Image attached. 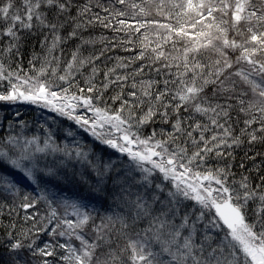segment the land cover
Returning a JSON list of instances; mask_svg holds the SVG:
<instances>
[{"label": "trees", "instance_id": "1", "mask_svg": "<svg viewBox=\"0 0 264 264\" xmlns=\"http://www.w3.org/2000/svg\"><path fill=\"white\" fill-rule=\"evenodd\" d=\"M228 5L226 0H0V96L11 91L6 78L28 75L89 97L96 107L129 121L133 131L160 141L190 172L218 178L246 222L247 213L253 217L264 207V104L247 98L233 65L236 54H246L247 43L264 53V0ZM236 9L239 18L231 24ZM190 91L196 96L187 102ZM38 114L29 104L0 98V171L6 177L0 180V264H128L126 242L137 238L144 254L161 256V243L167 248L164 262L179 264L178 248L188 261L191 247L187 254L180 240L190 234L179 222L193 223L190 201L181 202L179 218L169 221L172 187L161 175L146 183L125 156L121 163L118 152L75 125ZM23 130L41 138L40 144L49 142L55 153L42 166L31 165L40 172L32 180L14 169ZM119 168L126 175V199L115 191ZM48 169L58 170L59 179ZM56 184L73 186L83 197L98 187L107 192L78 204L86 218L81 220L60 210L68 205L49 190ZM260 221L264 225V213ZM160 226L158 239L150 236ZM202 254L197 251L195 258L204 261Z\"/></svg>", "mask_w": 264, "mask_h": 264}, {"label": "rangeland", "instance_id": "2", "mask_svg": "<svg viewBox=\"0 0 264 264\" xmlns=\"http://www.w3.org/2000/svg\"><path fill=\"white\" fill-rule=\"evenodd\" d=\"M244 2H248V0H226V4H229L228 7L230 9H232L233 5L238 8ZM237 11L238 9L233 11L231 15L233 19L231 24L234 23V19L237 20L239 18ZM5 12L6 10L4 9V16ZM3 15L1 14L2 17ZM253 38L254 36L247 38V40L249 41ZM235 46H238V43ZM244 46H248V49L244 51L246 54L238 53L235 55L236 59L233 68H235L234 72H238L235 75V79H238L240 86L247 92L248 99L254 97L264 104V63L262 61L264 58L260 56L263 55L264 57V53L260 54L257 49L255 50L252 47L254 45L250 43ZM6 79L12 85L10 92L7 94L3 93L4 95L0 96L3 101L10 105L21 102L22 104H29L35 109L36 113H39L38 115L51 114L61 121L64 120L62 122L67 125H75L77 129L90 138L118 152L121 163H124L125 160L129 161L136 173L145 175V178L140 180H144L146 183H149V179L153 178L151 176L161 175L162 180L164 182L167 181L172 187L168 191V193H171L169 196L172 200L169 206V213H171L169 221H174L173 217H175V220L179 218V204L181 202L184 201L187 204L189 201L191 202L192 210L196 213V217L191 220H194L193 223L191 224L188 219L184 218L179 222V225L186 226V234H190V236H185L180 241L182 246H187V254L189 253L188 247H191V252L187 255L188 261L189 258H191V261L188 262L184 259L186 252L178 248L180 254L176 253V256L180 257L179 264H264V225L260 221V215L264 213V207L256 211L257 213L252 215L253 217H250V214L247 213L246 222L244 213L241 210L242 223L228 229L219 221L212 204L216 201L231 199L232 193L214 175L190 172L185 166L175 161L167 147L163 146L160 141L149 135L133 131V125L129 121L120 118L118 114L109 113L96 107L91 99L83 94L68 93L54 89L38 78L29 77L28 75L14 77L13 80H9V77ZM193 92L190 91L186 94L187 102L195 98L194 96L196 95ZM25 132L27 131H22V135L25 137L22 144L23 149H19L21 155L19 156L20 159H15L14 169L21 176L32 180L36 179L40 173L38 169L32 167V164L42 166L45 161H50L55 156V153L51 152L50 148L53 149V147L49 142L40 144L41 138L33 135L26 136L24 135ZM47 154L49 155L47 156ZM124 156L125 160H121ZM83 159L85 160V157ZM30 160L32 163H30ZM47 172L49 176H57L55 179H59L58 170L48 169ZM4 176L5 174L0 171V180L6 179ZM124 176L126 175L123 172V168H119L116 179L119 182L120 190L116 189L115 191L120 193L123 199H126L129 195L127 192H123ZM58 185L60 184L50 186L51 189L49 187V190L56 193L60 203L68 205L63 206L60 210L72 211L75 215H79L81 209L83 210V208L78 206L79 203L80 205L87 204L83 200L87 201L86 198L89 197L88 202L90 200L92 202L94 198H104V192H107L106 189L98 187L92 191L93 196L89 193L84 195L85 198L73 186L67 189ZM162 185L164 184H158L159 187ZM61 190L68 191V196L65 197L64 193H60ZM165 193L167 194V192ZM247 199L249 201L250 198ZM238 200L241 201L242 199ZM134 201H131V203H134ZM243 202L246 203V201ZM131 209L135 210L136 208L132 207ZM78 218L83 220L85 217L79 215ZM164 222H166V219ZM161 228L162 226L159 228L155 227V230H151L150 236L158 239L160 232L157 230H161ZM202 230L205 231L204 237L202 236ZM177 231L176 239L179 238L183 229L180 228ZM140 239H132L126 242L127 252L129 253L128 264H168L170 262V260L164 262L165 260L161 257H167V248H164L161 243H159L160 254L162 252L161 256L156 255L155 251L148 255V253L144 254V248L140 245L143 243L140 242ZM144 239L148 241L149 237ZM204 249L207 250L206 253H204ZM197 251L198 253H203L204 261L203 259L195 258ZM158 256L160 257L159 260H157ZM175 262L177 263V261Z\"/></svg>", "mask_w": 264, "mask_h": 264}, {"label": "water", "instance_id": "3", "mask_svg": "<svg viewBox=\"0 0 264 264\" xmlns=\"http://www.w3.org/2000/svg\"><path fill=\"white\" fill-rule=\"evenodd\" d=\"M212 208L224 227L231 229L242 223L241 209L230 200L216 201Z\"/></svg>", "mask_w": 264, "mask_h": 264}]
</instances>
